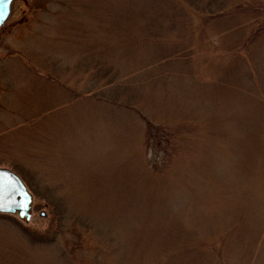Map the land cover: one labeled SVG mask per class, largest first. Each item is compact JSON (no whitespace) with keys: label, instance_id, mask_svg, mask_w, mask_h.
Here are the masks:
<instances>
[{"label":"rangeland","instance_id":"rangeland-1","mask_svg":"<svg viewBox=\"0 0 264 264\" xmlns=\"http://www.w3.org/2000/svg\"><path fill=\"white\" fill-rule=\"evenodd\" d=\"M0 167V264H264V0H12Z\"/></svg>","mask_w":264,"mask_h":264},{"label":"water","instance_id":"water-1","mask_svg":"<svg viewBox=\"0 0 264 264\" xmlns=\"http://www.w3.org/2000/svg\"><path fill=\"white\" fill-rule=\"evenodd\" d=\"M11 0H0V25L10 12ZM33 196L23 179L12 169L0 167V212L16 213L19 219L29 221Z\"/></svg>","mask_w":264,"mask_h":264},{"label":"trees","instance_id":"trees-1","mask_svg":"<svg viewBox=\"0 0 264 264\" xmlns=\"http://www.w3.org/2000/svg\"><path fill=\"white\" fill-rule=\"evenodd\" d=\"M99 71V70H98ZM103 72H105V70L103 69L102 70V73ZM110 95H112V94H110ZM110 95H107V97H105L106 95L104 94V92H99L98 93V96L99 97H105L106 99L108 98L109 100L111 99V100H114V97H112V96H110ZM152 126V125H151ZM151 126H149V129H151ZM23 176V175H22ZM26 182H28L27 180H26ZM46 193V192H45ZM47 195H50V194H48V193H46ZM49 203H50V212L52 213V219H51V221L53 222L54 220L55 221H57V222H60V219H61V221H62V218H63V216H64V207H63V205L61 204L60 205V203L59 202H57L56 201V199H53L52 197L51 198H49ZM51 229L52 228H47V229H45V231H44V236L42 235V233H40V232H38L37 231V233H36V231H34V230H32V229H29V228H24V231H25V234L29 237V238H31V240L32 241H35V242H39V241H42V240H44L45 239V237L47 236V235H49L48 233H51V234H53L52 232H56L54 229L52 230V232H51ZM57 230V229H56Z\"/></svg>","mask_w":264,"mask_h":264}]
</instances>
